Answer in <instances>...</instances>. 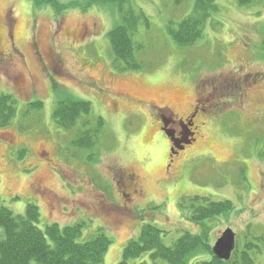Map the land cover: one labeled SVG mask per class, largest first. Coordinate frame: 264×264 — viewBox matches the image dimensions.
Instances as JSON below:
<instances>
[{"label": "rangeland", "instance_id": "rangeland-1", "mask_svg": "<svg viewBox=\"0 0 264 264\" xmlns=\"http://www.w3.org/2000/svg\"><path fill=\"white\" fill-rule=\"evenodd\" d=\"M56 1L65 8L0 0V95L18 99L16 115L0 126L1 204L16 214L37 205L43 230L82 224L79 241L103 229L112 240L104 264H117L145 224L160 227L167 245L185 231L214 245L231 228L236 248L255 242L250 254L264 264V0H214L205 9L195 0H129L122 9ZM202 14V36L178 44L170 29ZM119 24L130 27L138 68L115 66L108 32ZM67 94L91 101L105 119L90 148L73 144L76 130L54 120ZM197 97L201 107L216 106L199 114L196 140L167 172L157 106L180 103L185 113ZM127 170L144 190L130 198L119 181ZM196 195L229 199L233 208L194 221ZM210 257L200 248L187 262ZM144 260L150 252L129 264Z\"/></svg>", "mask_w": 264, "mask_h": 264}, {"label": "trees", "instance_id": "trees-1", "mask_svg": "<svg viewBox=\"0 0 264 264\" xmlns=\"http://www.w3.org/2000/svg\"><path fill=\"white\" fill-rule=\"evenodd\" d=\"M127 1L129 0H94V3H111L122 9ZM213 1L195 0V7L205 9L207 4ZM237 1L240 4H247L254 0ZM35 2L51 3L58 9L65 8L56 0H35ZM134 12L132 10L130 13L134 18L132 21L137 17ZM141 14L140 16H144ZM205 17L206 15L203 14L187 16L177 29H170L174 40L180 45L194 43L202 36ZM132 21L129 23L133 24ZM108 36L116 67H140L135 57L137 47L128 25H116L108 32ZM42 103V101H33L29 104L40 107ZM17 104L18 99L12 93L0 95V126L10 123L17 113ZM53 117L59 126L76 130L72 142L79 147H92L105 126V119L93 114L91 101L76 98L71 94L58 101ZM24 151L26 149L22 150ZM191 199L195 200L192 219L197 222L233 208V203L229 199L214 200L208 196L198 195ZM39 217V208L33 203L28 204L25 214H16L12 209L1 204L0 198V226L3 227L4 232L0 234V264H104L112 240L103 229H100L94 237L79 241L82 224L60 227L58 223H52L43 230L36 224ZM162 233L160 227L145 224L139 237L127 242L123 257L117 264H129L132 258L140 257L147 252H150L151 262L144 260L140 264H188V256L200 248L211 253L210 259L202 260L200 264H256L249 251L258 248L253 241L246 242L243 249L235 248L231 258L225 260L214 254L213 245L209 243L205 234L185 231L174 244L167 245L162 241Z\"/></svg>", "mask_w": 264, "mask_h": 264}, {"label": "flooded vegetation", "instance_id": "flooded-vegetation-1", "mask_svg": "<svg viewBox=\"0 0 264 264\" xmlns=\"http://www.w3.org/2000/svg\"><path fill=\"white\" fill-rule=\"evenodd\" d=\"M201 100L198 97L195 98L185 113L182 111V104L180 103L174 104L173 102H169L164 106H157L158 109H156L155 117L159 123V131L165 135L169 143L168 162L165 166V171L167 172L172 169L181 153L196 140L199 114L206 111H214L212 109L213 106H216V103H208L207 106H210V108L207 106L201 107ZM206 100L210 101L209 98H206ZM165 108L167 109L166 112H164ZM166 131L169 132L170 136L167 135ZM119 181L121 182L124 195L128 196V198H130L129 192H144L143 186H141L140 176L135 171H125L122 176H119Z\"/></svg>", "mask_w": 264, "mask_h": 264}, {"label": "water", "instance_id": "water-1", "mask_svg": "<svg viewBox=\"0 0 264 264\" xmlns=\"http://www.w3.org/2000/svg\"><path fill=\"white\" fill-rule=\"evenodd\" d=\"M167 135L170 136L169 132ZM176 145V143H175ZM178 145V144H177ZM174 150V148H172ZM236 247V233L233 229L227 228L213 245V252L221 259L228 260Z\"/></svg>", "mask_w": 264, "mask_h": 264}]
</instances>
